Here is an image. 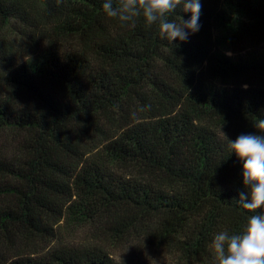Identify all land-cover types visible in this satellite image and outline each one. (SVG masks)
<instances>
[{
    "label": "trees",
    "instance_id": "trees-1",
    "mask_svg": "<svg viewBox=\"0 0 264 264\" xmlns=\"http://www.w3.org/2000/svg\"><path fill=\"white\" fill-rule=\"evenodd\" d=\"M103 2L0 0V264H217L264 211L228 148L264 119V0H201L172 43ZM69 221L91 239L60 242Z\"/></svg>",
    "mask_w": 264,
    "mask_h": 264
},
{
    "label": "clouds",
    "instance_id": "clouds-1",
    "mask_svg": "<svg viewBox=\"0 0 264 264\" xmlns=\"http://www.w3.org/2000/svg\"><path fill=\"white\" fill-rule=\"evenodd\" d=\"M180 8L190 12L185 20L169 17ZM103 11L108 18L121 25L134 24L142 19L146 25H156L161 39L170 43L185 42L199 32L202 10L201 0H104ZM151 105H146V110ZM254 127L258 134H241L235 141L228 140V148L243 162V185L246 192L240 193L238 204L250 212L264 210V119ZM212 249L217 264H264V211L251 215L239 234L221 231L214 236Z\"/></svg>",
    "mask_w": 264,
    "mask_h": 264
},
{
    "label": "rangeland",
    "instance_id": "rangeland-1",
    "mask_svg": "<svg viewBox=\"0 0 264 264\" xmlns=\"http://www.w3.org/2000/svg\"><path fill=\"white\" fill-rule=\"evenodd\" d=\"M238 17V15H236ZM226 34V31H220L218 32L219 38L221 40L220 49L224 51L228 55H236L237 53L232 51L228 47V43L224 42L225 39H223V36ZM62 239L60 242H64L66 244H73L75 246L79 244H83L86 241L91 239V233L88 226H83L80 223H75L69 221L68 223H64L63 229H62ZM110 252L114 254V256L120 260L125 257L124 250H121L119 248H111L109 249ZM149 258L152 259L155 262H161V261H168L169 258L164 255H161L158 251H155L153 249H148Z\"/></svg>",
    "mask_w": 264,
    "mask_h": 264
}]
</instances>
